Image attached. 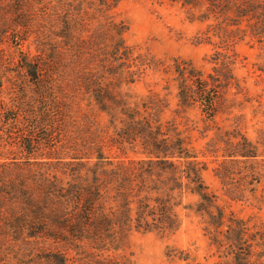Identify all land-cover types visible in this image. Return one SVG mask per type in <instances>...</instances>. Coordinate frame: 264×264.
<instances>
[{
    "label": "rangeland",
    "instance_id": "rangeland-1",
    "mask_svg": "<svg viewBox=\"0 0 264 264\" xmlns=\"http://www.w3.org/2000/svg\"><path fill=\"white\" fill-rule=\"evenodd\" d=\"M211 1L119 0L100 8L97 0H0V264H57L53 257L58 249L67 254L68 264H264V0ZM107 24L115 36L107 53L130 62L121 67L119 59L115 65L105 61L102 67L98 61L99 69L92 70L89 63L106 58L102 40L108 39ZM77 47L88 53L82 56V63L91 68L87 82L79 81L80 66L73 56ZM38 49L43 57L54 56L66 88L65 96L59 89L56 95L67 110L72 106L82 112L83 128L91 127V137L78 138L79 124L78 129L68 126L71 131L57 138L53 132L49 140L41 139L44 129L32 138L17 129L4 133V119L11 115L8 109L14 101L48 103L53 96L21 81L19 58L33 57ZM97 76L100 89L115 96L123 130L130 131L148 115L151 127H144V136L147 131L155 133L161 142L157 128L170 137L171 131L181 134L180 153L195 154L203 163L201 195L191 193L194 184L184 178V190L175 189L169 197L175 222L170 213L171 223L161 227L149 221L150 230L142 231L135 230L132 218L122 240L103 249L82 243L69 249L47 232L35 237L15 233L21 224L17 216L29 214L18 193L20 183L34 187L40 200L42 183L49 187L51 175L59 169L53 151L67 150L70 142L78 149L70 152L75 156L86 148L94 151L96 134L111 127L114 114L102 111L99 102L82 91L71 92L76 85L92 84ZM186 84L193 89L204 85L208 96L216 99L214 109L205 108ZM18 117L25 120L24 115ZM109 133L104 134V153L128 172L145 157L147 146L128 143L125 135L111 147ZM242 137L251 142L249 150L256 155L228 156L242 149ZM176 147L168 149L177 151ZM167 177L166 168L155 182L164 184ZM7 182L14 186L7 187ZM134 211L135 205L132 217ZM50 230L53 233L55 226Z\"/></svg>",
    "mask_w": 264,
    "mask_h": 264
},
{
    "label": "trees",
    "instance_id": "trees-1",
    "mask_svg": "<svg viewBox=\"0 0 264 264\" xmlns=\"http://www.w3.org/2000/svg\"><path fill=\"white\" fill-rule=\"evenodd\" d=\"M97 1L100 4L99 7L102 8L116 4L119 0ZM208 2L211 3L212 1L208 0ZM111 25L116 24L113 23ZM70 29L71 28H68V30ZM104 31H107L106 36H108V39L106 37L102 40V43H104L102 50H105L104 55L106 58H97L94 59L92 63H89L91 66H94L92 70L99 69L96 66L98 61L102 64V67L105 61H107L109 65H115L118 59V65L121 67L129 64L130 61L127 57L117 55L116 53L113 54V52L112 55L107 53L108 47L109 45L111 46L115 36L113 35L110 24L106 25ZM122 32V30L118 32V39L120 41L123 40ZM67 36L70 40L73 38L72 35H69V32ZM75 37L78 38V40H84V38L80 36ZM87 42H89V40L86 39L84 43ZM82 48L83 47L75 48L73 56L76 58L75 62L80 66L79 81L84 79L85 82H87V75L91 72V68H89L88 63H82V56L88 55L86 49ZM37 51L38 53L33 57H29L28 54H23L22 57L19 58L22 74L24 75L21 81L24 84L31 82L36 88L42 91L49 90L50 95L53 94V96L48 103L42 101H14L8 109L11 115L4 119V123L7 125V127L3 129L4 133L11 135L13 131L17 129L25 134L27 138H32L40 129H44L43 134H45V136L41 137V139L47 137V140H49L52 138L51 134L53 132H56L55 138H57V134H61L62 136L63 134L65 135L67 131H71L68 130V126L71 125V128L78 129L79 124L82 131H79L80 135L78 138L84 140V136H88V138L91 137V134H89L91 127H89L88 130L87 128H83L84 115L82 112H79L77 109L73 110L71 106L72 103L70 102L69 105L71 108L67 110L64 100L56 95L58 89L62 91L64 95L65 91L63 90L66 88L62 87L64 83H61L62 79L58 77V68L55 67L53 61L54 56L48 55L47 57H43V53L39 52V49ZM65 67H68V64L64 65L63 69ZM100 72L101 75L105 74L103 69H101ZM99 79H101L99 76L94 78L92 84L84 82L83 87L78 88V85H76L75 90L71 92L74 94V92L81 93L82 91L83 94L89 96V99L98 101L102 111H105L107 114H109L107 111L114 114V118L110 124L111 127H109V130L106 129L104 131V134H110L109 131L112 132L113 141L110 143L111 147L116 146L114 140L118 142L120 137L128 135V143L137 142L147 146L148 149L146 148L145 157L135 161V166H132L128 172L125 171V165H118L104 153L102 145L104 134L102 131L96 134L95 138L97 139L92 143L94 151L86 148L85 150L87 152L75 156L74 153L70 152H75L78 149L72 148V142L69 143L70 146L67 150H54L53 156L57 161L59 169L57 168V172L55 171L51 175L50 178L53 179H51L52 182H50L49 187L42 183L43 191L40 200H37V197H35L34 187L23 184V181L20 183V185H22L21 188L18 189V193L23 197L22 200H25L27 205L26 209L29 214L24 213L23 215L17 216L21 224L19 226L20 229L15 233L35 237L47 232L51 238L52 236L50 234L53 235L55 241L63 242L65 245L69 244V249H73V247L76 246L82 247L80 243L89 244L95 249H103L108 246L110 247V245L114 243H119L122 240L124 235L130 230L128 223H132V218L135 220V230L142 231L150 230L149 221H152L154 224H161V227L162 225L171 223L170 213L173 216L172 222H175V213H172L174 203L169 204V197L172 195L173 190L183 189L182 184L184 178L194 184V186L190 188V192L201 195L200 184L203 163L197 161V156L195 154L187 155L186 153H180L183 151L180 150L182 141L179 140L178 137L181 134L171 131L172 136L170 137L166 135V133H161L160 129L157 128L156 130L162 136L161 142L157 140L155 133L147 131V135L144 136V127H151L148 122V115H144L146 118L144 122L141 119L140 121L142 123L139 122L137 125L130 126V131L123 130L121 123L123 122V118L120 117V113L115 106V96L108 93L105 89H100ZM186 86H188L186 88L196 96H200L202 99L201 103L205 108L214 109L216 99H211V97L208 96L204 85H202L201 88L195 89H193L194 86L192 85L186 84ZM218 92L219 91H216V94H218ZM42 95L43 94H41V98L43 99ZM187 96L188 95L185 94L184 99H187ZM107 101L113 102L108 104L106 103ZM20 114L25 116V120H19L18 116ZM86 117L88 118V116ZM132 133L133 136H131ZM92 134H94V132H92ZM146 138L149 139L147 140ZM242 138V149L234 151L228 154V156L237 158L238 156L253 157L256 155L255 150H249V147L253 148L251 142L245 137ZM60 141L61 140L58 139V142ZM73 143L77 145L75 139ZM172 144L178 146L176 147L177 151L168 149V146H172ZM58 145H60V143ZM61 145H63V143ZM245 145L248 148L245 149ZM61 148L63 147L61 146ZM67 157L72 160L78 159V161L76 163H72V161L66 162L68 160ZM81 159L84 161H81ZM92 159H94V162L90 164ZM16 165L19 166L18 164ZM60 166H63V168L60 169ZM166 168L169 171V177H167L166 180L168 182H164V184H160L157 181L155 182V179L158 180L160 172L164 171ZM167 183L170 185L168 186L167 192L163 193ZM7 184V187L14 186L12 182H7ZM119 205L120 213L117 214L116 208ZM134 205L135 211L132 217L131 206ZM51 225H54L56 228L53 233H51L52 231L50 230ZM119 228H123L122 233L119 232ZM229 243L230 242H227V244ZM53 258L57 264H68L69 262L67 254L60 249L54 254ZM248 263L249 262H245L244 264Z\"/></svg>",
    "mask_w": 264,
    "mask_h": 264
}]
</instances>
